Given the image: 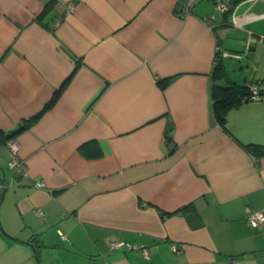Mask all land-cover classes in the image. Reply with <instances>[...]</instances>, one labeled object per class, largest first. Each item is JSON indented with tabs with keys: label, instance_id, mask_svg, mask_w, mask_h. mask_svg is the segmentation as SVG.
Segmentation results:
<instances>
[{
	"label": "crops",
	"instance_id": "obj_1",
	"mask_svg": "<svg viewBox=\"0 0 264 264\" xmlns=\"http://www.w3.org/2000/svg\"><path fill=\"white\" fill-rule=\"evenodd\" d=\"M182 1L0 0V264H264V0Z\"/></svg>",
	"mask_w": 264,
	"mask_h": 264
},
{
	"label": "built area",
	"instance_id": "obj_2",
	"mask_svg": "<svg viewBox=\"0 0 264 264\" xmlns=\"http://www.w3.org/2000/svg\"><path fill=\"white\" fill-rule=\"evenodd\" d=\"M200 1L203 0H183L180 8H179V14L181 16H185L189 14L192 10V8L199 3ZM215 10L218 12H224L227 10L226 4L221 1L217 0L215 2ZM57 24V22H56ZM255 42L254 39H252L250 36L248 37L247 40V47L250 45V43ZM249 94H250V101H257L260 100L262 95L261 93L264 92V82H253L249 84ZM8 149L10 153V159H9V168L12 171L13 177H18L25 172V165L24 162L19 158L18 156V148L17 144L13 141L8 143ZM38 187H44L43 183H38ZM2 185L0 184V189ZM41 213V212H39ZM246 219L248 222V225L252 229H259L261 228L262 224H264V213L262 212H253L250 210H246ZM110 248L111 249H132L136 248L135 245L128 244L125 242H119V241H114L110 243ZM173 252H176V248L172 247L171 248ZM142 254L144 257H148L149 251L147 248L141 247Z\"/></svg>",
	"mask_w": 264,
	"mask_h": 264
},
{
	"label": "trees",
	"instance_id": "obj_3",
	"mask_svg": "<svg viewBox=\"0 0 264 264\" xmlns=\"http://www.w3.org/2000/svg\"><path fill=\"white\" fill-rule=\"evenodd\" d=\"M218 60V59H217ZM225 77V73L221 68L219 63L216 64L214 74H213V84L211 87V98H212V111L213 116L219 125H223L225 121L226 113L229 109L233 107H238L243 102L250 101L249 94V84L248 85H238L233 82L228 81L226 86H219L217 82ZM256 82H264V80L256 81ZM57 93L53 96L52 101L56 98ZM264 96V92L261 93ZM51 101V102H52ZM37 118L35 116L33 121ZM9 136L7 138L10 139ZM246 149L250 152L260 151L264 153V149H261L259 146L248 145Z\"/></svg>",
	"mask_w": 264,
	"mask_h": 264
},
{
	"label": "rangeland",
	"instance_id": "obj_4",
	"mask_svg": "<svg viewBox=\"0 0 264 264\" xmlns=\"http://www.w3.org/2000/svg\"><path fill=\"white\" fill-rule=\"evenodd\" d=\"M52 261H56V262H57V264H59V262H58L57 260H53V259H52ZM52 261H51V262H52Z\"/></svg>",
	"mask_w": 264,
	"mask_h": 264
},
{
	"label": "water",
	"instance_id": "obj_5",
	"mask_svg": "<svg viewBox=\"0 0 264 264\" xmlns=\"http://www.w3.org/2000/svg\"><path fill=\"white\" fill-rule=\"evenodd\" d=\"M2 195V194H1ZM2 232L4 233V231L2 230Z\"/></svg>",
	"mask_w": 264,
	"mask_h": 264
}]
</instances>
